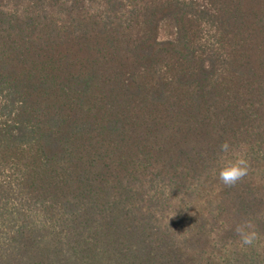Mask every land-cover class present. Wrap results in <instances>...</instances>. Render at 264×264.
<instances>
[{
    "label": "trees",
    "instance_id": "1",
    "mask_svg": "<svg viewBox=\"0 0 264 264\" xmlns=\"http://www.w3.org/2000/svg\"><path fill=\"white\" fill-rule=\"evenodd\" d=\"M0 264H264V0H0Z\"/></svg>",
    "mask_w": 264,
    "mask_h": 264
},
{
    "label": "clouds",
    "instance_id": "2",
    "mask_svg": "<svg viewBox=\"0 0 264 264\" xmlns=\"http://www.w3.org/2000/svg\"><path fill=\"white\" fill-rule=\"evenodd\" d=\"M230 145L227 141L221 144V152L227 153ZM249 162L241 155L235 159L226 160L218 173V179L227 186H234L247 176L249 171ZM256 225L251 220H243L235 227V233L243 245H253L259 239V234L255 230Z\"/></svg>",
    "mask_w": 264,
    "mask_h": 264
},
{
    "label": "rangeland",
    "instance_id": "3",
    "mask_svg": "<svg viewBox=\"0 0 264 264\" xmlns=\"http://www.w3.org/2000/svg\"><path fill=\"white\" fill-rule=\"evenodd\" d=\"M161 37L166 38V32L165 31H162Z\"/></svg>",
    "mask_w": 264,
    "mask_h": 264
}]
</instances>
